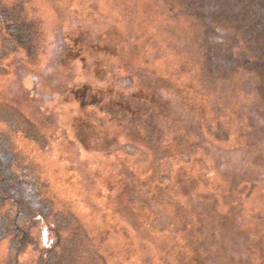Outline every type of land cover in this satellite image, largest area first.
Returning a JSON list of instances; mask_svg holds the SVG:
<instances>
[{
	"label": "rangeland",
	"instance_id": "obj_1",
	"mask_svg": "<svg viewBox=\"0 0 264 264\" xmlns=\"http://www.w3.org/2000/svg\"><path fill=\"white\" fill-rule=\"evenodd\" d=\"M223 2L0 0V102L53 140L43 152L0 123L12 154L1 160L13 166L0 165L38 182L52 213L78 218L107 264H264V184L245 188L243 213L234 186L242 162L264 160V102L243 72L221 87L197 42L227 38L233 52L248 37L239 27L254 21ZM34 36L46 43L37 63ZM29 75L43 82L42 105L24 94ZM256 168L245 170L259 180ZM42 220L34 233L54 245ZM30 251L20 264L33 263Z\"/></svg>",
	"mask_w": 264,
	"mask_h": 264
},
{
	"label": "trees",
	"instance_id": "obj_2",
	"mask_svg": "<svg viewBox=\"0 0 264 264\" xmlns=\"http://www.w3.org/2000/svg\"><path fill=\"white\" fill-rule=\"evenodd\" d=\"M260 1L261 0H249L245 2V0H224V11L230 14L233 12L240 17H246L254 21L252 25L244 24V26L241 25L239 27L240 30H238L240 33H242L245 28V34H247L248 37L240 38L242 42H240L235 51H229L228 47L230 43L224 46V44L227 43V38L222 39L216 37V39H213L204 34L202 35L203 38H200L201 41L197 42L200 44L201 55L204 56H202L205 61L203 65L215 75L216 81L220 83L221 87H228V84L235 81L238 72H243L248 79H245L242 87H245L246 93H252L256 100L263 103L264 17H262V15H264V6H261ZM236 2H240L241 5L233 8V4H236ZM244 18L243 20H245ZM16 36L19 35L16 34ZM25 39L28 44L42 41L33 50L29 48L31 55L28 54V58H33L34 63H37L39 58L42 60L41 56L37 58L33 52L44 49L46 46L44 40L37 36ZM58 45H60V43H58ZM20 48H22V46H20ZM244 52H246V55L242 54ZM4 72V70L0 69V75H3ZM6 75L7 73H5L4 77ZM29 76L33 79L34 85L30 89L24 87V94L28 96L30 102H34L35 105H42L43 100H46L40 90L42 89L41 86L43 82L38 76ZM206 76L208 77L207 74ZM213 77L214 76H212V78ZM237 79L239 78L237 77ZM39 82L40 84H38ZM52 90H54V88ZM179 95L178 93V96ZM15 104L19 105L18 101H15ZM185 114L186 113L183 112L180 119L186 120ZM188 115L191 121H194L192 115ZM0 123L5 126L6 131L8 128L15 134L26 133L29 139H31L29 134L32 133L33 136L37 137V139L35 138L32 140L41 142L43 152L45 148L51 145V142L53 143V140H46L43 136L40 138L35 128H33L34 131L32 129L31 125L33 122L30 120L28 121L18 109L14 108V105H8L7 102L0 104ZM4 137L6 136H0V144H2V141H6ZM0 146L3 147V145ZM3 148V155L0 154V164L6 162L5 166L8 168L10 166L12 167L13 164H8L7 158H5L6 161H3L6 151H8L7 155L12 157L9 149L6 148V146ZM1 158L3 159L1 160ZM249 159V163L242 162L245 165L243 167L244 169L240 173L241 177L238 180V184L234 185L235 193L237 194L239 192L238 195H236L237 206L236 208L234 206V208L238 212L241 211V213H243L242 208L246 206L244 202L247 201L246 197L243 196V192L245 188L252 183V174L247 176V170L245 169L250 167L253 168L257 165V168L253 170L256 175L259 171L257 175L258 179L260 180L264 176L261 173V170H264V160L259 162L257 161L258 159ZM244 160L248 161L246 158ZM2 181L4 182L0 184V243L2 240L7 239L9 240L10 247V254L8 253L9 255L4 261V264H20V259L18 258L29 249H31L30 253L32 257H35L32 264H107V261L104 260V257L94 247L90 238L85 237V234L89 232L81 229V222L77 217L76 220L73 216L69 217L67 213H64V215L56 212L52 213L53 208L48 205V202L46 200H44V203L41 202V198L45 197L42 194V190L39 189L40 184L38 182H31L27 177H19L16 171L14 173L10 170L4 173L2 165H0V182ZM262 182H264V179ZM45 214H49L52 217H46ZM39 219L46 220V230L48 231V236L50 235V239H54V245L46 246L44 239H40L39 233H34V230L40 223L37 221ZM47 219L50 220L48 221ZM68 226L72 228V231L68 229ZM51 227L55 228L52 229ZM63 228L65 229L63 230ZM44 238L47 239L46 234ZM206 264L211 263L207 261ZM212 264H214V262Z\"/></svg>",
	"mask_w": 264,
	"mask_h": 264
},
{
	"label": "bare ground",
	"instance_id": "obj_3",
	"mask_svg": "<svg viewBox=\"0 0 264 264\" xmlns=\"http://www.w3.org/2000/svg\"><path fill=\"white\" fill-rule=\"evenodd\" d=\"M37 31H39V29H37ZM218 33H219V31L215 32L216 35H217ZM212 38H213V39H216V37H215L214 35L212 36ZM209 66H210V65H209ZM232 97H233V98H236L237 96H236V95H233ZM253 180H254V181H253ZM252 183H256V184H258V187H260V184H264V182H261V183H260L259 180L254 179V178L252 179ZM252 183H251V184H252ZM251 184H250V185H251ZM253 186H255V185L253 184ZM256 187H257V186H256ZM255 190H256V189H255ZM53 197H56V196H53Z\"/></svg>",
	"mask_w": 264,
	"mask_h": 264
}]
</instances>
